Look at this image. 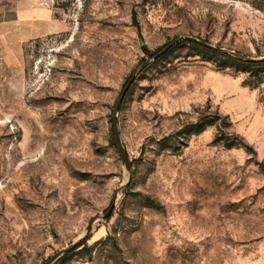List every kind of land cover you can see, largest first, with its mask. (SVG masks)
<instances>
[{
	"label": "rangeland",
	"instance_id": "1",
	"mask_svg": "<svg viewBox=\"0 0 264 264\" xmlns=\"http://www.w3.org/2000/svg\"><path fill=\"white\" fill-rule=\"evenodd\" d=\"M187 38L264 60V0H0V264H264V67Z\"/></svg>",
	"mask_w": 264,
	"mask_h": 264
},
{
	"label": "trees",
	"instance_id": "2",
	"mask_svg": "<svg viewBox=\"0 0 264 264\" xmlns=\"http://www.w3.org/2000/svg\"><path fill=\"white\" fill-rule=\"evenodd\" d=\"M186 43H190L196 47H199L200 49H202L204 51H207V52H210V53H213L216 55L224 56V57L228 58L229 60H231L232 62H235L238 64L240 63L243 66V68L246 70H252V69L258 70V69L264 67V60H261V61L247 60V61H242V63H241V62H239V60H237L233 56L225 54L223 52H220L219 50H215L212 47L200 45V44L195 43V42H186ZM147 53L154 58L157 57V55H158L157 52L156 53H150L147 51ZM158 58H159V56H158ZM214 124H215L214 120H208L205 123L192 125V127L190 128V135H198V134L202 133L208 126H211ZM217 141L223 142V144L227 147H232L234 145V143H231L228 138L219 139Z\"/></svg>",
	"mask_w": 264,
	"mask_h": 264
},
{
	"label": "water",
	"instance_id": "3",
	"mask_svg": "<svg viewBox=\"0 0 264 264\" xmlns=\"http://www.w3.org/2000/svg\"><path fill=\"white\" fill-rule=\"evenodd\" d=\"M187 40L188 41H193V42H199L198 40H195L193 38H187ZM200 43H202V42H200ZM203 45L207 46L206 44H203ZM133 81H134V78H132L130 80V82L128 83V85L125 87L123 93L121 94V97L119 98L118 103L116 105L115 114H117L119 112V110L121 108V105H122V103H123V101H124V99L126 97V94H127V92H128V90H129V88H130V86H131V84H132ZM115 133H116V137H117V140H118V144H119L120 151H121L122 156H123V158L125 160L126 167H127V169H129L127 155H126L123 147L121 146V144L119 142L118 131H117V126H116V117H115ZM111 213H112V209L109 210V212L105 215V217H109L111 215ZM53 260H55V258L52 259L51 261H49L47 264H50Z\"/></svg>",
	"mask_w": 264,
	"mask_h": 264
},
{
	"label": "crops",
	"instance_id": "4",
	"mask_svg": "<svg viewBox=\"0 0 264 264\" xmlns=\"http://www.w3.org/2000/svg\"><path fill=\"white\" fill-rule=\"evenodd\" d=\"M50 18H52V17H50ZM39 35H40V34H38V35H37V36H35V37H39Z\"/></svg>",
	"mask_w": 264,
	"mask_h": 264
}]
</instances>
